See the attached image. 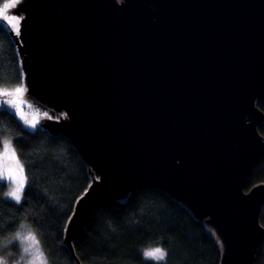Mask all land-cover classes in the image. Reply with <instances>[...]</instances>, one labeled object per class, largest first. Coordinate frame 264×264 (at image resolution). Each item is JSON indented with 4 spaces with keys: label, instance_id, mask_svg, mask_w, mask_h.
Masks as SVG:
<instances>
[{
    "label": "water",
    "instance_id": "95a60500",
    "mask_svg": "<svg viewBox=\"0 0 264 264\" xmlns=\"http://www.w3.org/2000/svg\"><path fill=\"white\" fill-rule=\"evenodd\" d=\"M14 43L37 126L63 134L91 182L63 243L98 206L159 189L213 232L219 264H255L264 182V0H21ZM69 221V220H68Z\"/></svg>",
    "mask_w": 264,
    "mask_h": 264
},
{
    "label": "trees",
    "instance_id": "16d2710c",
    "mask_svg": "<svg viewBox=\"0 0 264 264\" xmlns=\"http://www.w3.org/2000/svg\"><path fill=\"white\" fill-rule=\"evenodd\" d=\"M7 0H0V7ZM22 70L16 45L5 22H0V89L21 87ZM6 101V100H5ZM264 112V102H258ZM14 107L0 108V149L12 142L28 184L22 200L10 199L8 181L0 180V254L20 257L13 239L20 225H29L40 239L49 264H77L63 243L75 203L91 182L88 170L71 141L37 126L23 124ZM37 116L41 112L33 109ZM264 137V122L259 126ZM264 182V147L246 188ZM264 225V202L260 212ZM162 245L166 264H219L220 245L213 232L182 203L165 192L142 188L120 207L98 206L82 238L74 244L82 264H151L142 249ZM7 257V256H6ZM255 264H264V244Z\"/></svg>",
    "mask_w": 264,
    "mask_h": 264
},
{
    "label": "snow or ice",
    "instance_id": "6c2138e0",
    "mask_svg": "<svg viewBox=\"0 0 264 264\" xmlns=\"http://www.w3.org/2000/svg\"><path fill=\"white\" fill-rule=\"evenodd\" d=\"M20 2L21 0H7V2L3 3L2 7H0V22H6L10 25V31L15 30L17 36H19L21 32V22L23 18L14 14H9V10L16 8ZM27 91V86H24L15 88L14 92H4V96H12L13 99L7 101L0 100V108L14 105L13 114L18 115L25 126L35 128L37 127V116L33 114L31 119H29L22 110L21 100L19 99L24 96ZM10 146V141L7 143L4 142L3 151L0 152V160L3 161L2 168L3 171L7 173V176L0 174V180H10L15 184V187L7 193V195L13 198L17 203H20L28 181L24 175V166L19 163L15 149L9 151ZM68 222H71V217Z\"/></svg>",
    "mask_w": 264,
    "mask_h": 264
},
{
    "label": "clouds",
    "instance_id": "9594fccd",
    "mask_svg": "<svg viewBox=\"0 0 264 264\" xmlns=\"http://www.w3.org/2000/svg\"><path fill=\"white\" fill-rule=\"evenodd\" d=\"M13 149L11 146L9 147V151ZM15 236L22 256L27 257L23 264H48L40 239L29 225L22 223ZM141 255L144 260L151 261V264H166L168 252L162 245L157 244L144 247ZM0 264H8V261L3 256H0ZM14 264H22V262L17 259Z\"/></svg>",
    "mask_w": 264,
    "mask_h": 264
},
{
    "label": "rangeland",
    "instance_id": "374dc122",
    "mask_svg": "<svg viewBox=\"0 0 264 264\" xmlns=\"http://www.w3.org/2000/svg\"><path fill=\"white\" fill-rule=\"evenodd\" d=\"M9 14H11V13H9ZM21 87H23V86H21ZM14 90H15V88H11V89H0V100H2V101H5L6 100L7 101V100L13 99L12 96H4L3 93L4 92H14ZM19 99L21 100V108H22V110L26 113V115L28 116V118L31 119V116L34 114V111H33L34 108L31 107V106H29V104H27L25 102L24 96L20 97ZM12 107L15 108L14 105H12ZM39 116H40V114L37 117H39ZM37 122H38V120H37ZM27 127L31 128V129H34V128L30 127V126H27ZM9 141H10L9 139H5L3 141V143L4 142H9ZM3 143H2V147L0 149V152L3 151ZM10 143H11V147L13 148V145H12V142L11 141H10ZM2 164H3V161L0 160V174H3L4 176H7V173L3 171ZM7 181H8V193H9L15 187V184L12 181H10V180H7ZM22 196H23V194H22ZM9 198L12 199L13 201H15L13 198H11V197H9ZM10 241H16V236L14 235L13 239L11 238ZM0 256H2V255L0 254ZM6 256H3V257L8 261V264H14V262L17 260V259H15L14 253L12 251H10L9 249L6 250ZM19 259L21 260L22 264H23V261L27 259L26 256H22L21 250H20V257H19ZM48 264H49V262H48Z\"/></svg>",
    "mask_w": 264,
    "mask_h": 264
},
{
    "label": "bare ground",
    "instance_id": "6f19581e",
    "mask_svg": "<svg viewBox=\"0 0 264 264\" xmlns=\"http://www.w3.org/2000/svg\"><path fill=\"white\" fill-rule=\"evenodd\" d=\"M73 212V211H72Z\"/></svg>",
    "mask_w": 264,
    "mask_h": 264
}]
</instances>
